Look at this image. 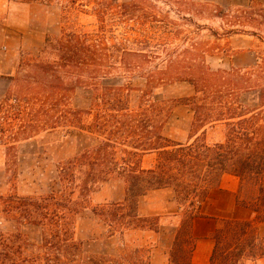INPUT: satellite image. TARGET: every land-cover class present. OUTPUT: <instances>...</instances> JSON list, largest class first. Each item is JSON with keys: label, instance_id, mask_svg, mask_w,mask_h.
I'll use <instances>...</instances> for the list:
<instances>
[{"label": "trees", "instance_id": "16d2710c", "mask_svg": "<svg viewBox=\"0 0 264 264\" xmlns=\"http://www.w3.org/2000/svg\"><path fill=\"white\" fill-rule=\"evenodd\" d=\"M65 1L64 10L72 13L85 12L90 0ZM103 35L101 29L90 32L64 26L61 34L46 39L44 60L29 64L30 70L18 76L20 90L27 93L25 100L13 104L8 91L0 101V143L5 146L11 177L16 174L18 158L14 151L18 143L56 129L62 122L59 112L77 116L79 133L94 141L93 146L57 164L56 184L47 193L20 194L13 183L8 192L0 194V220L14 223L13 229L0 228V264H83L85 242L77 238L78 216L92 204L91 194L112 179L125 181V199L92 207L107 225L108 235L119 234L127 245V233L158 232L159 216L140 215L139 200L151 190L171 187L180 210L186 208V212L176 233L170 264H195L193 222L202 215V205L224 174L238 177L242 190L248 184L255 186L253 199L238 196V202L253 210L255 217L222 219L213 233L215 245L206 264H239L244 256L264 257V240L259 234V224L264 222V64L258 66L259 72L255 68L214 71L203 65L196 75L185 79L193 85L194 94L179 101L193 110V123L201 133L183 142L163 133L173 110L169 101L156 102L144 91L145 104L135 110L130 101L131 86L96 85L89 109L62 110L55 94L76 88L83 76L101 69L107 55L103 52L105 45L99 43ZM47 58L57 64L52 66ZM58 67L76 75L75 81L67 83ZM228 85L238 90H258L259 103L249 108L225 100ZM84 113L93 116L89 124L83 123ZM217 124H225V137L209 142L207 129ZM154 152L155 165L143 167V156ZM26 226L40 229L39 241L30 238L24 231ZM141 246L147 247V258L140 259L139 264H151L152 246ZM141 246L135 250L140 251Z\"/></svg>", "mask_w": 264, "mask_h": 264}, {"label": "rangeland", "instance_id": "374dc122", "mask_svg": "<svg viewBox=\"0 0 264 264\" xmlns=\"http://www.w3.org/2000/svg\"><path fill=\"white\" fill-rule=\"evenodd\" d=\"M87 4L85 12L66 13L65 0H0V101L8 91L13 104L25 100L27 93L20 90L18 76L30 70L29 64L44 60L48 37L61 34L64 26L90 32L101 29L104 35L99 43L105 45L103 52L107 54L101 69L83 76L76 88L55 94L62 110L89 109L96 85L131 86L130 101L135 110L145 104L144 91L156 102L169 101L173 110L163 133L185 142L201 133L193 123V110L179 101L194 94L193 85L185 79L196 75L203 65L214 71L255 68L259 72L258 66L264 64V0H90ZM45 60L52 66L57 64L51 58ZM58 70L67 83L75 81L76 75L67 73L68 69ZM224 95L225 100L249 108L259 103L258 90L228 85ZM58 114L62 122L56 129L18 143L15 176L8 172L5 146L0 143V194L8 192L13 183L20 194L47 193L56 184L57 164L93 146V139L79 133L77 116L67 111ZM82 119L89 124L93 116L84 113ZM225 132V124H217L207 129L206 139L223 140ZM118 152L123 154L120 149ZM156 158L154 154L147 162ZM104 186L108 197L115 199L126 189L124 180L112 179L91 194L92 204L78 216L76 225L77 238L85 242L82 263L139 264L147 258L141 233H127V245L119 234L108 238L107 225L92 211L93 205L99 204L92 195ZM256 194L255 186L248 184L239 197L251 200ZM185 212L183 208L182 219ZM0 228L13 229L14 223L0 220ZM24 231L32 240H40L39 228L26 226ZM259 234L264 240V222L259 224ZM239 264H264V257L244 256Z\"/></svg>", "mask_w": 264, "mask_h": 264}, {"label": "crops", "instance_id": "0c3cea01", "mask_svg": "<svg viewBox=\"0 0 264 264\" xmlns=\"http://www.w3.org/2000/svg\"><path fill=\"white\" fill-rule=\"evenodd\" d=\"M154 154L157 153H148L143 156V167H153L155 165L157 158L150 163L147 162V158ZM107 182L109 181L105 183ZM241 190V180L238 177L224 174L221 177L219 186L212 188L210 191L207 200L202 205V215L196 217L193 222V235L196 238V245L192 254L193 263L206 264L210 261L215 245L213 233L221 224L222 219H254V211L238 202ZM106 192V186L102 190L96 191L92 195L93 201L97 203L122 201L126 197V189L120 191L117 199L108 197ZM139 213L142 216H159L160 218L158 232L150 230L133 231L141 233L143 242L152 246L149 257L150 263L170 264V253L174 246L176 233L182 222L175 190L171 187H164L149 191L139 200ZM106 237L113 238L114 236H109L107 233Z\"/></svg>", "mask_w": 264, "mask_h": 264}]
</instances>
